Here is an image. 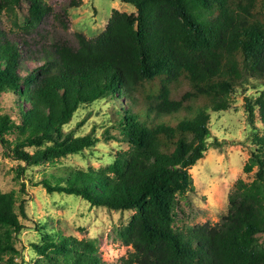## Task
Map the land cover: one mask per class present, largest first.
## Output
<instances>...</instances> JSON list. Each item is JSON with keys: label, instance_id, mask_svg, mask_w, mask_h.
<instances>
[{"label": "trees", "instance_id": "1", "mask_svg": "<svg viewBox=\"0 0 264 264\" xmlns=\"http://www.w3.org/2000/svg\"><path fill=\"white\" fill-rule=\"evenodd\" d=\"M23 1V36L11 38L0 26V96L28 106L17 105V120L0 115L4 155L31 167L78 154L96 140L63 127L82 106L124 97L118 126L128 149L103 170L71 171L63 186L37 185L91 206L133 210L118 235L131 251L118 264H264V95L244 100L247 121L257 110L263 128L243 167L244 174L255 169L252 181H236L220 224L174 228L180 199L194 190L189 170L210 145V114L230 109L231 96L251 82L264 86V0H120L135 16L112 10L96 39L75 33L52 42L33 34L48 17L67 29V12ZM11 11L0 0V22ZM16 203L14 192L0 191V256L9 255L8 264H17L18 215L25 217L23 200L19 214ZM45 238L31 246L51 264H102L93 241Z\"/></svg>", "mask_w": 264, "mask_h": 264}, {"label": "rangeland", "instance_id": "2", "mask_svg": "<svg viewBox=\"0 0 264 264\" xmlns=\"http://www.w3.org/2000/svg\"><path fill=\"white\" fill-rule=\"evenodd\" d=\"M11 12H4L0 26L6 34L15 38L23 36L27 22V7L23 0H9ZM54 14L67 12V29L53 17L45 19L33 34L35 40L46 38L47 42L64 38L73 40L75 33L89 40L96 39L105 29L112 10L135 16L132 5L120 0H80V5L68 9L71 0H43ZM36 65L27 62V68ZM264 95V86L251 82L243 90L231 96V107L226 112L211 113L209 129L211 138L203 158L189 170L194 190L180 199L176 209L174 228L182 230L202 224L210 226L221 223L227 212V197L238 180L249 183L255 169L250 174L243 173V167L253 151V139L263 134L258 111H254L252 122H248L244 110V100L254 101ZM17 97L10 94L0 96V115L7 114L17 120ZM124 97H106L90 105L80 107L62 132L72 137L92 135L95 143L78 154L44 161L35 166L25 167L21 162L4 155L0 145V191L14 192L18 205L24 202L25 217L18 215L22 225L18 233L13 255L17 264H51L37 255L32 244H42L47 235L60 234L77 240L93 241L102 264H118L131 251L118 237L134 211H115L106 207L91 206L76 196L52 193L47 194L37 185L46 179L52 185H65L73 170L96 172L107 168L113 158L128 149L120 133L118 121ZM28 108L27 104L20 103ZM217 144V145H215ZM33 153L34 148H26ZM24 167L19 174L18 167ZM264 242V233L258 235ZM9 255L0 256V264H8Z\"/></svg>", "mask_w": 264, "mask_h": 264}]
</instances>
